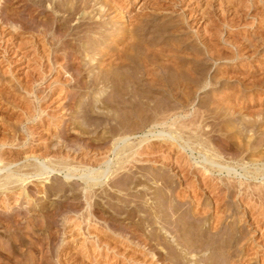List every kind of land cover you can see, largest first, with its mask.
Returning <instances> with one entry per match:
<instances>
[{
  "label": "rangeland",
  "instance_id": "rangeland-1",
  "mask_svg": "<svg viewBox=\"0 0 264 264\" xmlns=\"http://www.w3.org/2000/svg\"><path fill=\"white\" fill-rule=\"evenodd\" d=\"M91 1L72 18L73 0H0V144H8L0 179L52 172L30 175L25 193L21 184L0 192V264H264V0ZM139 20L152 28L135 33L154 38L155 53L162 46L165 56L195 60L203 52V89L146 77L140 86L80 87L108 61L98 52L121 50L119 37ZM86 22L90 29L73 36ZM64 42L80 51L81 75L53 64ZM194 190L208 205L219 192L234 237L213 262L205 258L220 248L191 249L166 222L153 223L166 211L157 191L176 205ZM216 209L199 214V230Z\"/></svg>",
  "mask_w": 264,
  "mask_h": 264
},
{
  "label": "bare ground",
  "instance_id": "bare-ground-1",
  "mask_svg": "<svg viewBox=\"0 0 264 264\" xmlns=\"http://www.w3.org/2000/svg\"><path fill=\"white\" fill-rule=\"evenodd\" d=\"M73 1L76 2V5H75V7L73 6L74 7L73 10L71 9L70 10L71 12L69 11L70 12V15H68L69 17L71 16L72 18H74L75 14H76V11H79V9L77 8V7H79L78 6L79 4L82 5V6H84L83 10L84 9L89 10V7H90L91 2H92L91 0H73ZM19 2H17V4ZM95 2H97V0H95ZM98 2H99V0H98ZM21 3H22V1H21ZM66 3H71V0H58V1L55 0V6H57V7H63V4H66ZM100 6H102V5H100ZM91 7H92V5H91ZM114 7H116V11H117L118 5L117 6H114ZM121 8H118V9H121ZM121 10H120V12H121ZM28 12H30V11H28ZM85 14L86 13H84L83 17L85 16ZM10 15H11V13H10ZM31 16H32V14H31ZM124 16H125L124 13H121L120 14V17L122 19H124ZM72 18H70V19H72ZM29 19H30V17H29ZM31 19L33 20L32 17H31ZM145 20H147V19H145ZM33 21H35V18H34ZM87 23L88 22L79 25L77 27V29H75L76 30L75 31L76 33L73 34V36L74 35H77V34L80 35V33H84L83 31L89 30L90 28L87 26L88 25ZM89 25H90V23H89ZM133 27H134L133 29L124 31L122 33V35L119 37L121 40L125 39V41L123 40L124 41L123 42L124 44H123V48L121 50L120 49L118 50V48L116 47V49L114 48L115 50L114 49L113 50H110L109 53L104 54V55H100V52H98L97 55L102 56V58H103L104 61L105 60H108V61H106V64L105 65L102 64L99 74L97 76H95V78L90 81L91 82L90 84H88L85 81L82 82V81L79 80L80 82H82V83L77 82L78 84H80V87H82L83 89H87V88H90V87H93V86H97V85L99 86L101 83H104L103 81H112V83L114 82L113 84H115V82H116L115 85H118L120 87H122L123 85L133 86V85H137V84L139 85L140 82H141V80H142V78L143 77H146L148 81L151 80L153 83L155 82L157 84H159L158 82H160L162 85H163V82H166V83H168V86H169V84L177 83V81L179 83V79H181V78L182 79L183 78H187L188 80H191L192 83H194L195 85L198 84L197 91L203 89L202 86H200V83L203 80V76H204L205 70L202 67L200 68V64H199L198 60H196L199 57H201V55H203L202 54L203 53L202 51L201 52H197L196 51L195 55L192 54L194 56L195 60H191V59L187 58L186 56H185L186 58H181V57H178L177 58V57H173V56L172 57L165 56L164 55L165 54L164 53L165 50L162 49L163 48L162 46L158 50L159 53H155L157 49L156 50H153L154 49L153 47L155 46V44L153 42V39L154 38L151 37L150 40H143V39H141V36L142 35L140 36L139 34H136L135 33L138 30L139 33H141V34L142 33L143 34L144 33L145 34L146 33L148 34V32H149L148 29L149 28H152V27H149L148 26V23H146L144 21H140V20L137 21V23L135 25H133ZM159 30H160V28H159ZM145 31H147V32H145ZM87 32H90V31H87ZM44 33H45V31H44ZM71 34H72V32H71ZM45 35L46 34H44V36ZM88 39H90V36H89ZM88 39H86V40H88ZM120 39H119V42H121ZM64 43H66V42H64ZM87 43H88V41H87ZM118 43L116 42V44H118ZM69 44L66 43V45L64 44L65 46H62V47L59 46L60 48L58 47V49L53 53L54 54V55H52L53 56V58H52L53 64L54 65H59L62 61H66V63H68L70 65V67H72L71 69H73L74 71L77 72V75H81L82 69H83L82 68L83 65L81 64L82 62H81L80 57H79L80 54H77V53H80V51L79 52H78V50L75 51V48H77V47H75L73 45L70 46L71 44L70 45ZM85 44H86V42H84V45ZM88 44H90V43H88ZM85 46H84V48H86ZM204 46L206 47L205 52H208L210 54L209 55L210 57L208 59L211 60V61L217 60L216 57H215V53L213 54L212 51H210V49L208 50L206 44ZM80 50H81V48H80ZM86 51H87V48H86ZM166 52H168V51L166 50ZM55 68H56V66H55ZM119 70H121V71H119ZM157 71H159V72H157ZM74 75L76 77L74 76L75 78L74 77L73 78L76 81L77 78H79V77H77L76 73ZM153 83H150V84L153 85ZM163 86H165V85H163ZM204 87L206 88V86H204ZM65 88H68V87H65ZM64 91H66V90H64ZM195 91H196V88H195ZM70 92L73 93L72 91H70ZM70 92H67L65 94V96H64L65 99H69V98H72L73 97V95H71ZM123 92L121 91V93H122L121 96L122 95L123 96L125 95V94H123ZM114 93L116 95V92H114ZM119 93H117V94H119ZM172 94H173L172 96H175L176 95V94L174 95V93H172ZM190 94L191 93H189L188 96H190ZM117 97H119V96H117ZM7 145L8 144H6L5 142H3V143L0 144V147H5ZM132 151L133 150H131V152ZM2 160L3 159L0 158V163L3 162ZM62 164H64V163H62ZM177 164H179V163H177ZM69 165L70 164H64V167H69ZM177 166H176V168H177ZM174 167L175 166H173V168ZM178 167H180V166H178ZM120 168L122 169V165H121ZM35 169H36V171H34ZM35 169L33 170L34 173H25L23 176H21L22 174L19 175L18 172H17V173L8 174L5 177H2L0 179V192L6 194L8 192L13 191L18 186H20V185H17V184H21V186H22L21 187L22 188L21 190H23L24 193H25L27 191V186L25 184L30 179L29 178L30 175H33V177H43L45 175H49V174L52 173V172H49V171L45 172V170L42 169V168H35ZM46 170H47V168H46ZM53 171H54V169H53ZM179 173H181V172H179ZM185 176L184 175H183V177L181 176L183 178V184L185 185V187L190 188V185L188 184V181H187L188 179L186 180V177ZM165 187L166 188H169L170 187V183L169 182H165ZM205 187L207 188V186H205ZM190 189L189 190L187 189V190L190 191ZM218 189H219V192H220V188L219 187H218ZM216 191H217V189H216ZM200 193L197 194V191H195V190L194 191H191L190 195H188V196H187V194H184L183 193L182 196H180V197H182L183 199H187V202L185 204L184 203H180V204L172 205L173 204V203H171L172 200L170 201V199H172L171 197L166 196L164 193H162V191H157L156 194H155V199L157 200L158 203L161 202V204L164 205V207L166 208V211L164 212L162 210H156V212L154 213V216H153V223L154 222L155 223H160L161 221L166 222V224L171 228V230L173 232H175L181 238V240L183 241V244L185 242V244L187 245V247H189L191 249L203 248L204 246H206V247L207 246H210V247L213 246L212 248H215L216 247V248H220V250H221L222 248L224 249L227 246L230 247L231 244L229 246L228 243L232 242V240L230 242H228V240H229L230 237H231L230 239H234V237L232 236L233 234L231 235V233L228 232L229 230L227 231L228 227L230 228V226H228V225L226 226L225 225L227 219H224L225 217L220 216L222 214H225V211H226L225 204H223L222 202H220V199L218 197L219 194L218 193H215V192H212V191L210 193V200L211 201H210L209 205L208 204H205L206 202H202V197H201V195H199ZM211 204H213L214 206H216L217 209H216L215 213H212L209 216V218H207L208 219L207 221L209 223L208 227L205 228L204 230H199V224L198 223H199L200 217H198V216H199V214H203V215L208 214L206 208H207V206H210ZM186 206L188 207V209H190L189 211H191V209L193 207L195 208V206H196L197 207L196 210L198 211V213L190 216L187 213V210L185 208ZM169 208L173 209L172 210L173 213H169L167 211ZM224 227H226L227 229L224 228ZM231 228H232V226H231ZM210 230L211 231H215L213 235H211L209 233ZM132 232L139 239L142 238V236L139 234L138 230H136V229L133 228L132 229ZM225 235H227V238L228 239L226 238ZM170 249H171L172 254L174 256H176V252L177 251H175V249H173V248H170ZM222 252H223V250H221V253L219 252V253H216L214 255V254H212V251H211L212 256L210 255V257L205 258V261H207V262H213L215 260H213V261H209V260L215 259L216 257L217 258H219L221 256L223 257L224 256V253H222Z\"/></svg>",
  "mask_w": 264,
  "mask_h": 264
}]
</instances>
